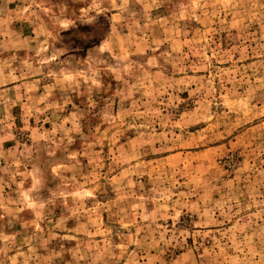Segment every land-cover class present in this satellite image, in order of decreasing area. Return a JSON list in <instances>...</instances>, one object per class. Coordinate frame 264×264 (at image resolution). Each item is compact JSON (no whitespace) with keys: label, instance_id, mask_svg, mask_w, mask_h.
<instances>
[{"label":"rangeland","instance_id":"obj_1","mask_svg":"<svg viewBox=\"0 0 264 264\" xmlns=\"http://www.w3.org/2000/svg\"><path fill=\"white\" fill-rule=\"evenodd\" d=\"M0 264H264V0H0Z\"/></svg>","mask_w":264,"mask_h":264}]
</instances>
